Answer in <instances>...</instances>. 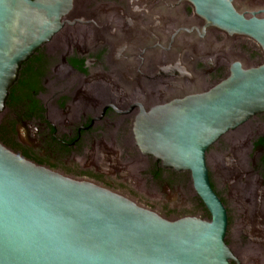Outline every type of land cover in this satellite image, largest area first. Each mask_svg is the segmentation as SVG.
<instances>
[{"label":"flooded vegetation","instance_id":"obj_1","mask_svg":"<svg viewBox=\"0 0 264 264\" xmlns=\"http://www.w3.org/2000/svg\"><path fill=\"white\" fill-rule=\"evenodd\" d=\"M231 4L264 20V0ZM262 64L255 39L211 24L188 0H73L63 28L30 58L33 86L8 99L0 137L40 166L167 219L209 218L189 171L144 154L136 122L209 91L234 66ZM206 161L227 208L232 262L264 264V112L211 145Z\"/></svg>","mask_w":264,"mask_h":264},{"label":"water","instance_id":"obj_2","mask_svg":"<svg viewBox=\"0 0 264 264\" xmlns=\"http://www.w3.org/2000/svg\"><path fill=\"white\" fill-rule=\"evenodd\" d=\"M72 1L0 0V118L23 64L63 28ZM188 1L211 24L264 50V20L246 19L231 0ZM262 112L264 64L234 66L209 91L136 122L144 154L189 171L209 218L167 219L116 191L40 166L0 140V264H234L228 212L211 185L206 152Z\"/></svg>","mask_w":264,"mask_h":264},{"label":"trees","instance_id":"obj_3","mask_svg":"<svg viewBox=\"0 0 264 264\" xmlns=\"http://www.w3.org/2000/svg\"><path fill=\"white\" fill-rule=\"evenodd\" d=\"M29 62L30 60L23 64L22 69L20 71L19 79L15 83V85L11 88L9 101L12 98L14 99L17 98L16 96H19V94L27 90L28 87L33 86L35 80L31 75L32 65H28ZM4 126L5 125L0 126V131H2V127L4 128ZM0 140L2 141L1 137Z\"/></svg>","mask_w":264,"mask_h":264},{"label":"rangeland","instance_id":"obj_4","mask_svg":"<svg viewBox=\"0 0 264 264\" xmlns=\"http://www.w3.org/2000/svg\"><path fill=\"white\" fill-rule=\"evenodd\" d=\"M6 121H7V111H5L4 113H3V115L1 116V118H0V126H2V125H4L5 123H6ZM182 191V190H181ZM180 191V196H179V199H182L183 197H184V193H183V191L181 192ZM193 196V195H192Z\"/></svg>","mask_w":264,"mask_h":264},{"label":"bare ground","instance_id":"obj_5","mask_svg":"<svg viewBox=\"0 0 264 264\" xmlns=\"http://www.w3.org/2000/svg\"><path fill=\"white\" fill-rule=\"evenodd\" d=\"M70 12H71V10L68 12V14H69ZM57 34H58V33H57ZM57 34H56V35H57ZM56 35H55V36H56ZM149 155H154V154H149ZM154 156H155V155H154ZM159 160L164 161L163 159H159Z\"/></svg>","mask_w":264,"mask_h":264}]
</instances>
